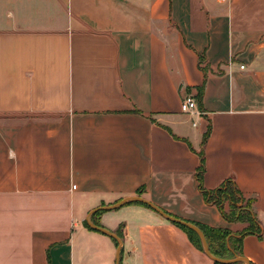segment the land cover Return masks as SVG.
Instances as JSON below:
<instances>
[{"label":"crops","instance_id":"0c3cea01","mask_svg":"<svg viewBox=\"0 0 264 264\" xmlns=\"http://www.w3.org/2000/svg\"><path fill=\"white\" fill-rule=\"evenodd\" d=\"M201 150L205 189L256 199L243 253L264 264V0H0V264H215L149 206L94 214L139 196L242 230Z\"/></svg>","mask_w":264,"mask_h":264},{"label":"trees","instance_id":"16d2710c","mask_svg":"<svg viewBox=\"0 0 264 264\" xmlns=\"http://www.w3.org/2000/svg\"><path fill=\"white\" fill-rule=\"evenodd\" d=\"M199 62L202 68H206L205 66L201 65L203 63L202 56H200ZM202 92L203 86L200 87L199 94L202 95ZM200 101L201 100L199 99V104ZM207 136L208 133H206L204 136L203 144L205 143ZM198 154L200 157V165L197 169L196 177L198 179L200 190L202 191L206 202L215 204L219 208L221 215L226 221L243 223L245 226L242 230L233 232L228 228H216L199 224L196 225L202 229L206 237L209 249L214 256L222 259H232L236 256H244V238L248 235H257L259 237L263 236V228L261 225V221L259 220L257 213L254 209V203L256 199L246 197V195L237 187L233 178L227 179L220 187L216 189H205L203 186V176L205 172V158L203 150L199 151ZM141 204L149 206L145 203ZM102 211L104 210H97L94 212V214L100 213ZM176 224L187 232L190 240L199 249L204 251L201 239L194 230L187 226L178 223ZM119 234L121 236V231ZM215 264H245V262L237 261L224 263L220 261H215ZM249 264L254 263L249 260Z\"/></svg>","mask_w":264,"mask_h":264},{"label":"water","instance_id":"95a60500","mask_svg":"<svg viewBox=\"0 0 264 264\" xmlns=\"http://www.w3.org/2000/svg\"><path fill=\"white\" fill-rule=\"evenodd\" d=\"M130 202H140V203H145L147 205H149L151 208H153L154 210H156L157 212H159L161 215L165 216L167 219L173 221V222H176L178 224H181V225H184V226H187L189 228H191L192 230H194L200 237L201 239V243H202V246H203V249H204V252L210 257L212 258L214 261H220V262H224V263H230V262H237V261H243L245 262V264H249V260L245 257V256H236L235 258H232V259H222V258H218L216 256H214L210 249H209V246H208V243H207V240H206V237L202 231V229L197 226L196 224L194 223H191V222H188V221H185L183 219H180L178 217H175L173 215H170L168 213H166L165 211H163L161 208H159L157 205L139 197V196H132V197H127V198H124L122 199L121 201L115 203V204H112V205H105V206H102V207H98L95 209V211L97 210H111V209H115L117 207H121L125 204H128ZM88 224L95 228V229H98L102 232H105L107 234H110L112 235V233L110 231H108L107 229H105L104 227H99L97 225H95L93 222L91 221H88ZM119 240V238H118ZM120 241V240H119ZM120 255V251H118V257Z\"/></svg>","mask_w":264,"mask_h":264},{"label":"built area","instance_id":"2783aa9c","mask_svg":"<svg viewBox=\"0 0 264 264\" xmlns=\"http://www.w3.org/2000/svg\"><path fill=\"white\" fill-rule=\"evenodd\" d=\"M241 67L244 68L243 65ZM181 109L183 112L193 113L195 111L196 113H199V114L201 113L199 111L198 102L196 98L192 95H187L182 100ZM74 187L76 186L74 185Z\"/></svg>","mask_w":264,"mask_h":264}]
</instances>
